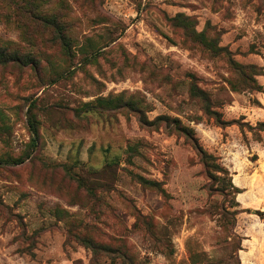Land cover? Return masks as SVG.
<instances>
[{"label": "rangeland", "instance_id": "obj_1", "mask_svg": "<svg viewBox=\"0 0 264 264\" xmlns=\"http://www.w3.org/2000/svg\"><path fill=\"white\" fill-rule=\"evenodd\" d=\"M10 2L0 43L35 65L0 66V264H264L233 189L264 95L229 62L261 72L264 0H36L57 27Z\"/></svg>", "mask_w": 264, "mask_h": 264}, {"label": "trees", "instance_id": "obj_2", "mask_svg": "<svg viewBox=\"0 0 264 264\" xmlns=\"http://www.w3.org/2000/svg\"><path fill=\"white\" fill-rule=\"evenodd\" d=\"M6 1H11L10 5H13V8L16 10L17 14L19 13L20 15H22V13H27L29 15V19L31 20V22H33L34 24H43V25H49V24H53L54 27H57V20L55 18H48V17H44V15L42 16L39 13V8L40 6L36 3V0H23L25 1V4L27 6H29V11H27V9H25V7L22 5L21 0H6ZM8 20V19H6ZM58 39L62 42L63 44V48L65 49V51H68L69 46L67 43V37L60 31L58 32ZM199 37H201L203 39V41L205 40L204 34H201ZM209 50L215 52V53H219V55H222L224 53H230L228 50H223V48H217L215 46L214 43H211L209 45ZM220 51V52H219ZM231 66L233 67V69L238 72L241 76H243V78L245 79V81H250L252 86H248V88L246 89V91H253L256 95L259 94H263L264 95V65H261V63L258 64L259 66V70L261 72L259 73H254L253 74V78H248L246 76V69L251 68V70H256L257 66L255 65H241L239 64L237 61H235L233 58L229 60ZM10 65H20V66H27V65H35V60L32 56H30L29 54H24L21 52L20 49L16 48V45L11 42V41H1L0 43V66H10ZM237 85V84H235ZM233 83V90L239 93H243L246 92L244 89H240L239 87L237 88ZM201 90H198L197 92H199ZM195 96H199L201 97L204 102L206 103V111L207 113L211 114V115H215L214 112H212L211 109V103L210 100L208 99V97L206 96V94L202 92H200V94H196ZM216 116L219 117V114H217ZM243 120L246 121L245 116L243 117ZM163 121V120H162ZM167 125L168 128L172 127V123H174L176 125V130L181 132L185 137H187L189 140H191L193 142V146L195 147L196 151L198 152V154L201 156L202 161L206 167L207 170H210L212 168L211 164L209 163L208 159L211 156H208L207 153L205 152V150L202 148V146L199 144V141L197 140L195 134H194V130L191 128H188L186 126L181 125L178 120H175L173 122H171L170 120H165L164 121ZM218 123L221 126H232L235 125L237 123V121L235 120H220L218 118ZM244 124L246 125H251L249 122H245ZM257 126H264V122H258ZM37 132V130H34ZM262 142L257 141V142H253L250 145V148L254 147L255 145H258ZM221 172L223 173H227V170H225L224 168H221ZM230 173V171H229ZM233 189L235 191V194L237 195L238 193H240V189L236 188L233 185ZM238 206H240V204L237 202ZM241 207V206H240ZM242 211L244 213H248V214H254L256 216H258L263 222H264V212L261 211H251V210H244L242 209Z\"/></svg>", "mask_w": 264, "mask_h": 264}, {"label": "crops", "instance_id": "obj_3", "mask_svg": "<svg viewBox=\"0 0 264 264\" xmlns=\"http://www.w3.org/2000/svg\"><path fill=\"white\" fill-rule=\"evenodd\" d=\"M264 106H261V109ZM247 122H264V114L255 120H251L245 114ZM250 152H254L258 156L257 165L254 167H244L236 169L233 174V185L240 189V193L237 194V202L244 210L261 211L264 212V143L255 145L252 148H248ZM248 214V213H247ZM251 225L247 227L244 236V248L248 249L252 245L250 240V232L248 231L256 226V229L263 230L264 222L256 215L249 214ZM256 237H254V240ZM251 250V248H250ZM247 252V251H245Z\"/></svg>", "mask_w": 264, "mask_h": 264}]
</instances>
